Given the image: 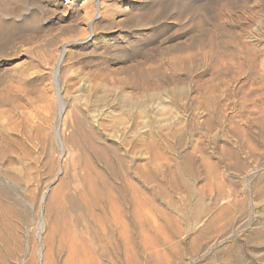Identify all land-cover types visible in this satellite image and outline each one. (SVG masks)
<instances>
[{
	"label": "rangeland",
	"instance_id": "rangeland-1",
	"mask_svg": "<svg viewBox=\"0 0 264 264\" xmlns=\"http://www.w3.org/2000/svg\"><path fill=\"white\" fill-rule=\"evenodd\" d=\"M73 254L264 264V0H0V264Z\"/></svg>",
	"mask_w": 264,
	"mask_h": 264
},
{
	"label": "bare ground",
	"instance_id": "bare-ground-1",
	"mask_svg": "<svg viewBox=\"0 0 264 264\" xmlns=\"http://www.w3.org/2000/svg\"><path fill=\"white\" fill-rule=\"evenodd\" d=\"M97 8H98V10H100V11H98V13L96 14V16H95V18H97V19H100V18H102V14H101V9H100V5H99V2L97 3ZM90 29H91V31L92 32H94V28H93V26H92V24L90 25ZM2 36V35H1ZM75 43H79V42H75ZM64 59H65V54H63L62 56H61V59H60V61L61 62H63L64 61ZM59 75H60V69L58 68V69H56V71L54 72V76H55V78H57V79H55V83H56V86H57V80H58V77H59ZM59 85V84H58ZM58 96H59V100H60V104H61V106H64V102H63V95H62V92H61V89H60V87L58 86ZM63 104V105H62ZM63 144H64V142H63ZM104 154V153H103ZM71 159V158H70ZM69 159V160H70ZM72 161V160H71ZM89 174V173H88ZM88 176V175H87ZM19 186V185H18ZM58 189H56L54 192H53V195L51 196V198H50V202H52V203H55V204H57V207H56V209L58 210L59 209V205H60V202H59V195H58ZM76 197V196H75ZM138 205V204H137ZM141 205V204H140ZM111 209V208H110ZM85 210V209H84ZM115 214V213H114ZM113 214V215H114ZM129 214V213H128ZM3 215V214H2ZM134 215V214H133ZM141 215V214H140ZM119 216V215H118ZM121 216V215H120ZM147 216V215H146ZM140 217V216H139ZM138 217V218H139ZM137 218V219H138ZM136 219V218H135ZM141 219V218H140ZM141 221V220H140ZM72 222V221H71ZM143 222V221H142ZM121 223V222H120ZM104 225V224H103ZM121 225V224H120ZM149 225V224H148ZM101 227V226H100ZM103 228V227H102ZM120 228V227H119ZM54 230V229H53ZM103 230V229H102ZM58 231V230H57ZM104 234H105V231H104ZM123 234V233H122ZM121 234V235H122ZM65 238V237H64ZM88 239V238H87ZM74 243V242H73ZM96 244V243H95ZM54 247V246H53ZM64 249V248H63ZM74 258H76L78 261H80V258L77 256V255H74L73 254V256H69V259H68V261L66 262V264H75V261H73L74 260ZM87 261H89V262H85V264H92L93 263V261H90V260H87ZM45 264H52V262L50 261V260H48Z\"/></svg>",
	"mask_w": 264,
	"mask_h": 264
}]
</instances>
